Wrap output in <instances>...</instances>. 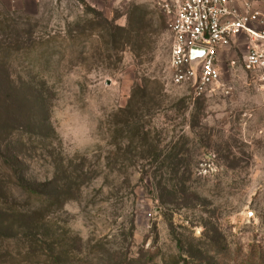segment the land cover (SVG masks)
Returning <instances> with one entry per match:
<instances>
[{
  "label": "rangeland",
  "instance_id": "rangeland-1",
  "mask_svg": "<svg viewBox=\"0 0 264 264\" xmlns=\"http://www.w3.org/2000/svg\"><path fill=\"white\" fill-rule=\"evenodd\" d=\"M171 42L156 0H0V264H264V90L242 42L196 97Z\"/></svg>",
  "mask_w": 264,
  "mask_h": 264
},
{
  "label": "built area",
  "instance_id": "built-area-1",
  "mask_svg": "<svg viewBox=\"0 0 264 264\" xmlns=\"http://www.w3.org/2000/svg\"><path fill=\"white\" fill-rule=\"evenodd\" d=\"M170 18V58L175 83H191L196 97L221 80L219 51L243 42V67L264 90V12L248 0H156ZM205 49L192 66L191 49ZM234 63V61H232Z\"/></svg>",
  "mask_w": 264,
  "mask_h": 264
},
{
  "label": "trees",
  "instance_id": "trees-1",
  "mask_svg": "<svg viewBox=\"0 0 264 264\" xmlns=\"http://www.w3.org/2000/svg\"><path fill=\"white\" fill-rule=\"evenodd\" d=\"M140 30L136 31L137 35H141ZM129 35H133L135 31L133 28H130L127 30ZM6 61V57L4 55L0 56V61ZM7 82H11L10 75H7L5 72L0 71V100L7 103L8 105H14L18 101V97L14 96H8V88ZM9 117V112L6 111L5 113Z\"/></svg>",
  "mask_w": 264,
  "mask_h": 264
},
{
  "label": "water",
  "instance_id": "water-1",
  "mask_svg": "<svg viewBox=\"0 0 264 264\" xmlns=\"http://www.w3.org/2000/svg\"><path fill=\"white\" fill-rule=\"evenodd\" d=\"M206 50L198 47H193L191 49V63L192 66H195V64L203 57Z\"/></svg>",
  "mask_w": 264,
  "mask_h": 264
},
{
  "label": "crops",
  "instance_id": "crops-1",
  "mask_svg": "<svg viewBox=\"0 0 264 264\" xmlns=\"http://www.w3.org/2000/svg\"><path fill=\"white\" fill-rule=\"evenodd\" d=\"M222 48H224V47H222Z\"/></svg>",
  "mask_w": 264,
  "mask_h": 264
}]
</instances>
